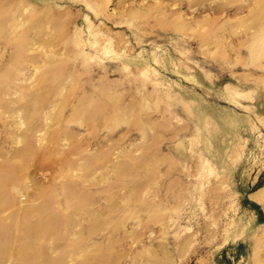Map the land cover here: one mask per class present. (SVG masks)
Here are the masks:
<instances>
[{"label": "rangeland", "instance_id": "1", "mask_svg": "<svg viewBox=\"0 0 264 264\" xmlns=\"http://www.w3.org/2000/svg\"><path fill=\"white\" fill-rule=\"evenodd\" d=\"M0 264H264V0H0Z\"/></svg>", "mask_w": 264, "mask_h": 264}, {"label": "bare ground", "instance_id": "2", "mask_svg": "<svg viewBox=\"0 0 264 264\" xmlns=\"http://www.w3.org/2000/svg\"><path fill=\"white\" fill-rule=\"evenodd\" d=\"M27 214V213H26ZM25 214V215H26ZM27 217V216H26ZM26 220V219H25ZM25 222V221H24ZM38 223V222H37ZM22 224V223H21ZM36 224V223H35ZM18 225V224H17ZM27 231V230H26ZM45 231V230H44ZM39 233H41L40 231H37V229H35L33 226L31 227V229L30 230H28V232L26 233V239L25 240H23L24 241V243L26 244V243H31V242H36V244H39V243H37V241H38V239L41 237V235H39ZM44 235V234H43ZM42 235V237H44ZM40 236V237H39ZM41 240V239H40ZM43 241V240H42ZM39 242V241H38ZM34 244V243H33ZM5 246H6V243H5ZM34 246H36V245H34ZM30 247V246H29ZM26 248H27V246H26ZM36 248V247H35ZM39 247H37V249H38ZM30 249H31V247H30ZM39 250V249H38ZM32 251H33V249H32ZM31 251V252H32ZM37 252V251H36ZM34 255H35V253H34ZM27 256V255H26ZM36 256V255H35ZM25 257V256H24ZM31 257V256H30ZM32 258V257H31ZM44 262V261H43ZM23 263V262H22Z\"/></svg>", "mask_w": 264, "mask_h": 264}]
</instances>
